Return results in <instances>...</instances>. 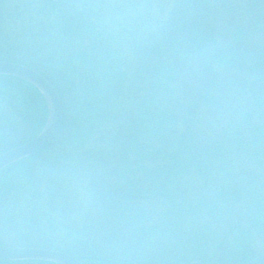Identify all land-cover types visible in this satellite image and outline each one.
<instances>
[{"label":"trees","instance_id":"1","mask_svg":"<svg viewBox=\"0 0 264 264\" xmlns=\"http://www.w3.org/2000/svg\"><path fill=\"white\" fill-rule=\"evenodd\" d=\"M50 1L51 14L70 3ZM77 1L76 16L62 15L69 49L58 48L54 63L41 57L40 37L31 40L39 55L0 39V61L44 76L63 109L55 141L0 172V245L83 264H264V0H175L151 44L135 48L130 103L105 131L91 117L103 101L97 68L87 70V48L73 52L91 38L72 30L95 28L88 1ZM9 5L0 0V22ZM36 25L43 42L56 26ZM48 116L35 85L0 76V155L37 137ZM83 164L92 197L79 228L66 208L77 201L70 171Z\"/></svg>","mask_w":264,"mask_h":264},{"label":"rangeland","instance_id":"2","mask_svg":"<svg viewBox=\"0 0 264 264\" xmlns=\"http://www.w3.org/2000/svg\"><path fill=\"white\" fill-rule=\"evenodd\" d=\"M9 2V6L6 8L7 19L0 22V39L4 45H9L7 49L20 47L24 55L28 53H37L34 47H32V41L37 39L39 43V37L41 40L42 51L39 46L34 45L39 49V53L45 50L46 55H41L44 61H51L53 58H58L57 49L66 48V42L62 39L63 34H66V29L69 24L63 23V16L72 12L76 16V10H82L77 3V0H70V3L65 4V8H61L62 11L48 13L52 10L50 0H5ZM57 1V0H54ZM88 1L87 8L88 20L95 23V28L92 24L89 31L84 28V25L78 27V31L74 30L73 35L76 36H89L88 38L82 39L83 48L79 44L73 51L74 55H78V52L83 49L88 50V66L87 70L93 72V68H97L96 76L93 84L99 83L100 97L103 100L99 103L97 99L94 103L96 112L91 116L99 118L101 116V130L105 131L114 125V122L123 113L125 108L129 105L127 81L133 70H136L134 65V52L135 48L144 45L151 44L150 38L157 36L158 29L168 19L169 13L174 7L175 0H84ZM79 6V7H78ZM27 12L23 15L24 12ZM23 15L21 20L26 23H21L17 14ZM94 16V17H93ZM12 17V18H10ZM60 20L62 22H58ZM43 21L47 26L53 27L56 24L55 29L50 30L46 33L43 42L44 31H41L36 22ZM94 29V30H93ZM71 32V30H69ZM82 34V35H81ZM25 36H28L25 38ZM98 38L97 40L95 38ZM30 38V39H29ZM95 39V40H94ZM32 40V41H31ZM29 41V42H28ZM103 49L100 50L101 45ZM27 42V43H25ZM25 43V44H24ZM106 43V45L104 44ZM153 43V42H152ZM13 47V48H12ZM79 50V51H78ZM104 50V51H103ZM78 51V52H77ZM39 53H37L39 55ZM64 55V52H62ZM55 55V56H54ZM54 56V57H52ZM72 57V56H71ZM75 57V56H74ZM52 63H54L52 61ZM123 67H122V66ZM127 66V77L123 80L124 72ZM106 72V73H104ZM106 84L104 79L106 75ZM110 87V88H109ZM97 104L101 108H96ZM104 104V105H103ZM99 130V129H98ZM57 138V137H56ZM55 141V140H54ZM53 141V142H54ZM71 178L68 190V196L71 200H76V204L73 206L63 207L67 209L68 215L72 218V222L80 226L87 224L84 219L81 221L82 214L86 212L88 208V202L91 199V191L88 188V182L90 177L86 174L85 164L74 166L70 171ZM69 198V199H70ZM61 204V201H60ZM42 208V207H41ZM44 208V207H43ZM58 208V203L55 209ZM88 211V210H87ZM56 214H59L56 212ZM53 217L57 220L60 218L59 215ZM56 215V216H55ZM70 222V221H69ZM85 222V223H84ZM43 230L49 229V224L46 221H42ZM98 260L107 261L106 259L97 258ZM108 262H112L108 260ZM119 264L117 262H113Z\"/></svg>","mask_w":264,"mask_h":264},{"label":"water","instance_id":"3","mask_svg":"<svg viewBox=\"0 0 264 264\" xmlns=\"http://www.w3.org/2000/svg\"><path fill=\"white\" fill-rule=\"evenodd\" d=\"M0 76L21 78L35 85L43 94L49 116L41 133L33 140L0 155V172L8 166L48 148L59 134L63 109L54 86L40 73L21 64L0 61ZM0 261H44L56 264H83L78 257L66 252L40 248H16L0 245Z\"/></svg>","mask_w":264,"mask_h":264}]
</instances>
